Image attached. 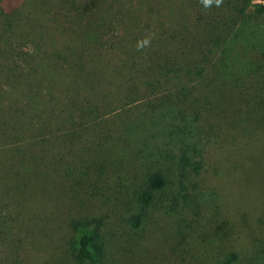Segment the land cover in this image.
<instances>
[{
	"label": "trees",
	"instance_id": "1",
	"mask_svg": "<svg viewBox=\"0 0 264 264\" xmlns=\"http://www.w3.org/2000/svg\"><path fill=\"white\" fill-rule=\"evenodd\" d=\"M178 1L183 4L187 1L186 6L194 13L193 34L186 26L189 18L170 24L155 19L152 26L147 23L139 29L140 41L149 40L147 46L136 47L126 55H115L95 47V39L86 36L87 29L80 27V34L71 32L67 36L71 42L80 38L77 45L51 41L49 49L41 54L43 63H36L32 59L39 55L38 51L27 48L21 55L14 46L23 36L24 23L14 15L19 0H0V178L5 176L3 181L9 183L13 195L26 191L28 184H32L37 186L34 202L45 200L44 193L50 199L53 175L62 176L70 184L73 178L74 184L81 182L85 176L79 169L84 164L76 160L73 152L91 127H115V123L127 127V131L131 127L143 130L146 125L188 127L189 122L196 124L211 106V96L237 92L229 84L236 76L230 54L233 39L226 37L247 16H264V0H221L219 6L213 0L208 9L200 0ZM258 98L257 94L250 95L245 102L253 103L250 110L264 104V96L261 101ZM138 109L140 116L149 114L157 120L150 118L143 124L137 115L130 120V111ZM119 115L123 118H118ZM224 129L226 132L219 131L221 135L216 137L215 150L211 148V166L195 144H181L183 147L175 159L183 172L179 174L178 187L185 191L184 184H191L188 191L196 189L198 184L188 182L189 178L208 174V170L218 185H225L228 196L226 193L224 207L232 209L227 211L226 224L238 237L233 250L215 264H235L245 262L246 258L254 263L258 258L256 251L250 253L251 241L264 245V129ZM112 132L92 135L94 146L102 153L114 150L106 146ZM178 132L183 138L182 131ZM226 143L235 152L230 154ZM233 146L248 149L236 151ZM249 149V155L245 156L243 153ZM245 160L247 165H240ZM146 164L149 169L144 171L136 192V202L141 208L156 200L157 194L169 184L166 178L169 171H162L159 162ZM34 175L36 184L32 182ZM183 198L188 196L184 194ZM235 209L240 216L234 215ZM242 219L247 221L248 233L253 237L245 245L240 241ZM137 221V217L132 218L133 226ZM66 223L72 232L68 242L72 263L105 264L103 220L82 214L69 216ZM5 245L17 253L18 247ZM11 255L7 253V257ZM15 257L16 254L11 264H23L22 260L16 263Z\"/></svg>",
	"mask_w": 264,
	"mask_h": 264
},
{
	"label": "rangeland",
	"instance_id": "2",
	"mask_svg": "<svg viewBox=\"0 0 264 264\" xmlns=\"http://www.w3.org/2000/svg\"><path fill=\"white\" fill-rule=\"evenodd\" d=\"M183 3L178 0H19L14 15L24 23L23 36L14 46L21 55L27 48L38 51L39 55L32 60L43 63L41 54L49 49L51 41L77 45L80 38L73 39L74 33L80 34L81 27L87 29L86 36L95 39L94 46L98 49L126 55L137 47L141 38L139 29L147 23L152 26L155 19L170 24L189 18L186 26H194V13L186 6L187 1ZM195 30L188 31L193 34ZM71 32H74L72 42L67 41ZM226 38L233 39L230 54L236 76L229 84L237 92L211 96V106L196 124L189 122L188 127L145 124L143 130L131 127L128 131L117 123L115 127L89 128L73 152L77 161H83L79 172L85 177L77 184L73 178L70 184L62 176L53 175L52 194L49 199L44 193L43 201L34 202L36 185L28 184L26 191L13 195L9 183L3 181L5 176L0 178V264H11L14 254L16 263L22 260L23 264H73L68 254L72 232L66 221L71 215L82 214L103 220L105 264H215L231 252L238 235L226 224L227 211L232 209L224 207L228 192L225 185H218L208 170V174L189 178L188 182L198 184L196 189L188 191L191 184H184L186 189L181 191L178 181L183 172L175 163L181 144L185 143L195 144L211 166V148L215 150L219 131L226 132L223 127L264 129V104L250 110L253 103H245L250 95H259L258 101L264 96V16H247L232 27ZM130 115V120L137 115L142 123L150 118L157 120L149 114L140 116L139 109L130 111ZM117 117L121 119L123 115ZM99 131H114L106 144L114 150L102 153L94 146L92 135ZM226 144L230 154L235 152ZM248 146L233 147L240 151ZM249 152L250 149L243 154L248 156ZM152 161L159 162L162 171H169L166 175L169 184L157 194L156 200L141 208L136 202V192L144 171L149 169L146 163ZM240 165L246 166L247 160ZM36 176L32 177L33 184L37 182ZM184 194L188 198H183ZM238 211L233 210L234 215L240 216ZM133 217L138 218L136 226L132 224ZM241 222L244 227L240 241L245 245L253 237L248 233L247 221ZM4 242L18 247L17 253L9 251ZM251 243L250 253L256 251L258 259L253 263L246 258L247 254L245 262L235 264H264V245ZM7 253L12 255L7 257Z\"/></svg>",
	"mask_w": 264,
	"mask_h": 264
},
{
	"label": "clouds",
	"instance_id": "3",
	"mask_svg": "<svg viewBox=\"0 0 264 264\" xmlns=\"http://www.w3.org/2000/svg\"><path fill=\"white\" fill-rule=\"evenodd\" d=\"M221 0H215V4L219 6ZM200 3L203 5L205 9L210 8L213 5V0H200ZM149 44L148 39H144L142 41H138L137 47L138 49L143 48Z\"/></svg>",
	"mask_w": 264,
	"mask_h": 264
}]
</instances>
